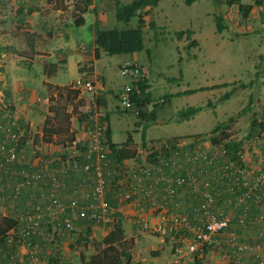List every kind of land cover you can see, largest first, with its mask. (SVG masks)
Here are the masks:
<instances>
[{"label": "rangeland", "instance_id": "rangeland-1", "mask_svg": "<svg viewBox=\"0 0 264 264\" xmlns=\"http://www.w3.org/2000/svg\"><path fill=\"white\" fill-rule=\"evenodd\" d=\"M120 1L123 4H127L132 0ZM230 1L197 0L193 4L187 5L184 0H163L158 6L145 7L143 15L147 20H155L157 29L145 28V48L141 51L114 55L103 54L102 58L97 62V69L105 76L106 85L110 86L111 89H104L105 80L102 77L97 78L100 86L98 93L101 92L100 94L106 96V104L100 105L97 101L95 103L93 101L95 98L92 100L88 99L90 94H84L85 101L89 103L87 105L89 111L86 112L87 117L83 113L80 115L81 124L92 126L97 121L106 124V116L109 115L113 140L122 145L129 134H131L133 137L132 147L136 149L138 146H144L146 148L143 156L144 160H146L145 162H151L154 161V156L157 159L162 156L160 159H164L168 155L167 152L179 149L178 143L185 139H187L189 145L195 144L190 143L193 140L197 144L200 143L199 148L188 147L192 148L188 150L192 154L196 153V149L197 151L198 149L205 150L204 142L211 139L212 129L217 124L226 122L225 128L231 135L224 142L235 145L236 150H238L235 154L236 166L246 167L253 172L263 171L264 126L261 124L264 125V0H262V4H259L258 0ZM65 4L68 5L67 3ZM103 4V9L99 4L97 6L99 16L105 15L100 24L101 28H132L137 25L138 16H134L129 22L117 20L115 11L116 0H103ZM242 4L253 5L247 16L244 15V10L239 7ZM94 13L95 8H91L86 14L89 22L93 21ZM217 16H222L223 24L226 26L222 32L217 30ZM88 28L89 25L74 29V33L79 35V39L76 38L74 41V46H77L78 43L80 46L84 43L88 48L91 46L92 40L87 33ZM187 28L194 29L196 36L192 34L191 38L183 36L182 39H178L175 32ZM24 29L25 26L15 19V3L12 0H0V34L4 33L5 36L15 34L23 41L25 39L23 37ZM193 41L196 43L192 44ZM21 43L7 46H17V51L20 52L24 51ZM6 49L8 48L0 46V124L2 127H10L16 130L14 126L19 124H14L10 120L11 117H17L16 106L10 101L9 92L14 87V84L11 85V83H14L15 80H20L22 83L25 80L17 76L18 74L16 73L18 64L13 59L17 57V54L14 53V56L8 61L3 56V52H8ZM135 61L142 67V76L147 75L148 81L152 84L150 87L152 104L148 109L145 105L146 111L152 113L156 109V104H161L157 109V122L150 124L147 135L157 140L165 138L166 141L171 142L170 146L162 148L144 140L142 132L145 122L140 121L139 125L138 114L134 110L123 109L119 104L118 96L116 97L115 93H119L127 82V78L120 73L121 66L127 62ZM252 63L254 68L251 65ZM247 64H249V68L247 67L244 70L241 65L247 66ZM239 69L240 71H238ZM256 73L261 75L258 78H254ZM79 75L83 74H79L76 68L75 72L69 73L67 78L73 80ZM13 76H16V79H11ZM224 83L228 85L202 90L190 96L184 94L185 96L182 97H174L172 95L176 90H188L202 86L211 87ZM254 83L256 85L251 90L250 88L253 87ZM45 86L47 87V85ZM238 87L240 89L235 94V89ZM231 90L230 97L222 99V96ZM51 94L53 95V100L51 99L50 102L44 103V106L48 107V109L50 106L54 107L52 111L49 109V115L57 119L58 113L63 112L65 106L68 108L69 102L65 101L63 97L56 96V91ZM39 95L41 98L45 97L44 93ZM40 101H43V99ZM74 101L76 99L73 100V103ZM188 103H196L194 106L201 105L204 109L201 113L194 116L193 120L190 119L191 121L181 120L178 118V110L187 107ZM80 111H83V109L76 106V112L79 113ZM41 112L43 114V110ZM92 116L93 119H91ZM230 117H234V120L228 121ZM42 120L43 117H40V122ZM253 120H255L256 125H252ZM76 123L77 121L75 120ZM104 128L102 139L109 150V143L106 139L108 125ZM21 130H25L23 139H27L30 134L33 136V132L36 129L35 125L31 126V121L27 122V119H25L23 125H21ZM222 130L216 135L222 136ZM58 144H60L59 146L62 145L60 141ZM19 147L22 148L23 144ZM57 148L59 147L57 146ZM64 153L62 150L57 149L55 151L48 150L42 155H45L50 160L62 157ZM180 158H183L182 150L180 151ZM249 159L253 162V165H249ZM23 162L24 159H22L20 165ZM140 162L142 163L141 158L139 159L140 165L134 162L128 164L133 166V168L138 166L140 169L144 163L141 164ZM5 168V166L0 167V214H10L19 217L24 212L29 211L36 201L33 202L32 199L28 200L27 198L23 199V197H14L13 187L14 183H16V178H10V169L7 173H4ZM129 168L130 166L128 168L127 166L124 167V165L117 163L116 160L108 161L106 173L109 187L115 188L116 183L123 177L125 172L123 169L129 170ZM75 176L76 174H74ZM128 180L130 181L131 179L128 178ZM11 202L16 204V207L19 206V210L17 208L16 212H13V209L9 207ZM220 203L221 200L218 199L217 205ZM223 211L227 212V210ZM157 213L158 211L154 212L155 215ZM248 213L241 206H235L233 230L237 233V238L232 240L230 232H224V236L221 237L222 245L218 248L212 247L207 250L203 264H247L244 262L246 260V257H244L245 252H254L256 254V249L237 252V247L240 244H254L249 238L253 237L254 232L259 234L262 231L261 226L263 224L251 223L250 217L264 214V212ZM245 214L247 216L246 221L241 222V218ZM197 219L191 225L201 224L199 217ZM92 223L104 225L94 220ZM131 227L138 238L135 240L133 237H126L128 240L132 239L133 242L130 247L131 258L129 261L124 259L123 264H151L155 260L160 261L159 264H188L192 262L195 254L187 253L188 242L193 235L191 231L186 230L184 234L183 232L177 234L168 232L166 235H160L153 232L150 228L147 229L139 225L138 227H133V223ZM76 229L77 227L75 226L70 232H75ZM64 231L57 228L52 222H44L42 235L37 237L54 238L57 233H63ZM12 237L15 244L29 243L34 238L23 237L21 228H17L12 233ZM102 240L103 237L101 236L80 235L79 241L75 240L72 246L77 245V251H81L89 257L93 252L103 248ZM70 244L68 245L71 246ZM178 248L182 249L181 253L177 251ZM261 249L264 250L263 247ZM226 250H229V255L227 256H225ZM45 254L44 256L48 257L49 253L45 252ZM44 256L32 257L33 264H38L39 260L44 261ZM176 257L179 258L175 260ZM78 260L79 262L82 261L80 258Z\"/></svg>", "mask_w": 264, "mask_h": 264}, {"label": "built area", "instance_id": "built-area-1", "mask_svg": "<svg viewBox=\"0 0 264 264\" xmlns=\"http://www.w3.org/2000/svg\"><path fill=\"white\" fill-rule=\"evenodd\" d=\"M120 73L127 78V82L118 93L119 104L125 110H134L138 113L133 95L135 94L136 84L139 83L142 77L141 65L136 61L127 62L121 66ZM68 86L71 90L77 92L76 101H82L84 104H86L84 94H91L95 97L99 89L98 81L92 74L78 76ZM74 106L72 109L75 108ZM95 124L92 126L87 124L80 125L76 132H73L70 128L74 133V137L62 144L68 152L64 153L63 157L50 160L44 159L46 157L42 155L44 153L42 143L35 139L36 136H42L41 130L36 129L33 132V136L30 134L29 138L23 139L25 130L22 131L21 128L13 130L2 127L0 124L4 136L0 143V154L2 155L0 167H4L5 163H20L25 158L31 161L27 168H10V178H16V183H14L13 187L14 197L25 196L27 191L38 183L50 182L48 195L46 192L41 191L37 201L30 207L29 211L24 212L19 217L9 214L18 221L17 226L12 229L13 233L17 228H21L22 236L26 238L41 234L44 222H52L61 230H73L75 228V220L81 218L98 221L112 228L117 224L118 221L114 215V210L107 198L109 187L106 173L108 149L101 137L100 128L97 127V125H100L104 128L105 124L98 121ZM21 144H23L22 148L19 147ZM179 150H174L173 159L169 161L162 160V166L170 167L175 175L172 174L169 178L156 177L153 179L155 180L154 183L151 182L148 186L140 185L139 182L142 179L128 176L127 171L123 169L125 171L123 177L115 186V188L120 189L122 197L119 208L122 209L130 204L137 189H139L141 194L152 200L155 189L159 186L158 184L164 182L174 183L173 186L165 188L168 193L165 201L155 199L152 206H150L153 211L155 210L154 212L158 211V219L152 222L145 212L142 211L137 214L136 223L138 222L143 227L150 228L153 232L160 235H166L168 232L174 234L183 232L184 234L186 230H189L193 235L188 242L187 253L204 257L207 250L212 247L218 248L222 245L220 237H222L224 230L230 228V231H228L230 232V238L232 240L237 238V233L233 230L231 224L232 219L235 218V206H241L245 211L253 202L264 204V170L253 172L246 167H240L239 164V167H237L235 156L232 155L230 157L227 155V149L224 145L212 144L210 149L196 150L195 154L187 152L189 161H193L194 164L197 162L201 163L202 173H199L194 167L188 172L180 173V164L175 160V157L179 156L180 161ZM145 151L146 148L144 146H138L135 149V156L131 158L135 164H139V159L144 156ZM81 157H85V160L82 161ZM141 159L144 162L143 164H145L143 165L140 162L142 164L141 167L144 166L142 171L147 175L150 174V171L160 167L158 162H145L144 157ZM58 161H60L58 166H54V163ZM67 163H70L71 166L67 167ZM124 166L126 167L127 165L124 164ZM71 171L76 172L75 174L84 172V176L76 178L83 183L89 179L92 181L91 185L81 188L82 197L75 195L67 198L65 193L61 191V186H64L63 178L71 176ZM126 177L131 180L129 181ZM83 185L80 184L79 186ZM177 186L187 187L192 193L201 198L200 203L194 207L193 211V217H199L201 224L191 225L188 217L168 211L166 200H170L175 196ZM224 193H233L236 203H232L229 195L226 201L230 211L218 212L216 209L217 201L219 199L225 203L222 200ZM9 207L13 209V212H16V204L11 202ZM246 217L245 214L241 218V222H245ZM250 222L264 224V214L250 217ZM254 248L251 243H243L237 247V252H245ZM256 248L258 264H264V250L261 249V246H256ZM177 251L181 253L182 249L178 248ZM195 255H193V259ZM227 255H229V250L225 251V256Z\"/></svg>", "mask_w": 264, "mask_h": 264}, {"label": "crops", "instance_id": "crops-1", "mask_svg": "<svg viewBox=\"0 0 264 264\" xmlns=\"http://www.w3.org/2000/svg\"><path fill=\"white\" fill-rule=\"evenodd\" d=\"M12 1L15 3V19L17 21H20V23L23 24V26H25L24 29L25 33L23 35L25 39L22 41L15 34H9L5 36V34L3 33L0 34V46L8 48L6 49V51L8 52H3V56L6 57L8 61L12 56H14V53L17 54V57H14L13 59L18 64L17 65L18 69L16 70V73L18 74L17 76L22 77L25 80V82L22 83L20 82V80H15L14 83H11V85L14 84V87L11 88L9 92V96H10L9 99L13 103V105L16 106L17 117L20 118L21 122H24V120L27 119V122L31 121V126L35 125V129L41 130V128L44 125L45 119L48 116H50L48 107L44 106L45 105L44 103L50 102L52 96L51 93H53V88H49L47 85L48 83L53 85H62V86L68 85L69 83L72 82V79H68L67 76L69 73L75 72L76 68L79 71V74H83L85 76L92 74L96 79L102 77L105 80V76L102 74L101 71H98L97 69V62L102 58L105 52L101 50L100 58L97 59L96 58L97 45L95 43L96 30L98 27L101 28L100 24L102 22V19L105 17L104 14L99 16V14L97 13V6L99 4L103 9L102 6H104V4H103V0H12ZM65 3H67L68 5H66ZM20 8H24L23 11H20ZM91 8H95V13L93 15V21L89 22L86 14L88 13V11H90ZM83 20H85L84 23H82ZM77 23H80V25H77ZM86 25H89L87 33L89 34V36H91V40H92L91 46L88 48L86 45H84V43L81 46L79 45V43L77 46H74L75 39L76 38L79 39V35L78 34L76 35L74 33V29L79 27L83 28ZM193 35L196 36L195 30ZM20 42H22L21 43L23 47L22 50L24 51L18 52L17 46L15 47L7 46L10 44L17 45L20 44ZM251 65L254 68V64L252 63ZM241 66L244 67V70L247 67L249 68V64H247V66L245 65H241ZM238 71H240V69ZM260 75H261L260 73L259 75L256 73L254 78H258ZM15 77L16 76H13V78L11 77V79H16ZM145 77L148 80L147 75ZM148 83L151 87L152 84L149 81ZM45 85H47L48 90ZM255 85L256 83H254L253 87H251L250 89L251 90L254 89ZM150 87L147 90L151 93ZM103 88L111 89L110 86L106 85V80H105V85H103ZM197 88L193 87L192 89H197ZM238 89L240 88L238 87L235 89V94L238 91ZM183 90H178V91L176 90L175 92H173V95ZM198 92L199 91H197L194 94H197ZM40 93H44L45 97L41 98L39 95ZM100 93H98L96 96L106 98L105 95H102ZM115 94L117 97L118 93ZM182 96L185 95L174 96V97H182ZM95 97H93L90 94V97L88 99L92 100ZM41 99H43V101H40ZM93 101L96 103V99ZM74 102H75L74 105L82 108L83 111L85 112L89 111L87 108V105L89 103L86 102V104H84L82 101L78 102V100ZM69 103L67 109H69V111H72L73 103L71 104L72 106ZM151 104H152L151 102L149 104H146L147 109L151 107ZM194 104L196 103H188V106ZM41 110H43V114ZM201 112L202 111H200L199 113ZM40 117L41 118L43 117L42 122H40ZM91 119H93V116ZM75 120L77 121L76 124H75ZM154 122H157V119ZM81 123L82 122L79 120V113H75L71 116V130L73 132H76V129L80 125H82ZM106 125L108 124L106 123L105 127ZM150 126L151 125H149L146 128L145 140L153 144H156L158 147H162V148L170 146L171 142L166 141L165 138L163 139L160 138L159 140H157L156 138L148 137L147 130L150 128ZM97 127L100 128L101 137H102L105 128L101 127L100 125L99 126L97 125ZM110 128H111V124H110ZM54 138L56 139L58 137L54 136ZM38 142L42 143V148L45 153L48 150L55 151L57 149L62 150L63 153L68 152L62 145L59 146L60 144H58V141L45 142L43 140H40ZM113 142L115 141L113 140ZM188 143L189 142H187V139H185L181 143H178V147H180L179 151L181 150L183 151V158H180V161H179V156L175 157V160L180 164L179 171L180 173H185L190 171L194 167L197 169L199 173H202L200 162L194 164L193 161H189L187 159L188 158L187 152L191 153V151L188 150L192 149L188 147L192 146L193 148H199L200 143L197 144L194 140L190 143H195V144L189 145ZM204 143H205L204 149H210V146L212 144H215L211 139L205 141ZM57 146L60 149L57 148ZM174 152L175 151H171V150L167 152L168 154L167 157H164V159H161V161H159L158 163L160 167L156 168L154 171L153 170L150 171L149 175L145 174L142 171L144 166H142V168L140 167V169L138 166H136V168H133V166L128 164V163H133V160L131 158L125 159L123 163L127 165V168L128 166H130L129 170H126L128 173L127 175L132 178L136 177L138 179H142V181L139 182V184L144 186L150 185L151 182L154 183L155 180L153 179L156 177L169 178L174 173H172L170 167L162 166V160L169 161L170 159H173ZM140 158H143V156H141ZM158 158H159L158 160H160L162 156ZM80 159L84 161L85 157H81ZM112 159L114 160V154L111 152V149H109L107 153V161H110ZM249 162H250L249 165H253V162L250 159ZM67 167H70V165H68ZM73 173L75 174L76 172L71 171L72 178L74 176ZM82 175L83 176L85 175L84 172L81 173L79 172L78 174H76L75 178H81ZM63 179H64L63 182L64 186H61V191L65 193L67 198L75 195L78 197H82L81 188L92 184L91 179L87 180L85 183L79 181L80 179H74L73 181H71L70 179L65 181V177ZM49 184H50L49 181H45L42 182V184L40 183L31 187L30 190L27 191L25 196H23V199L27 198L28 200L32 199L33 202L37 201V197L39 196L41 191L46 192L48 195L49 193L48 191L50 187ZM80 184H84V185L80 187L79 186ZM173 184L174 183H166V182L160 183L159 186L155 189L152 200L151 198H147L146 196L141 194L139 189H137L134 192L135 194L133 196V199L130 201V204H128L126 207L122 209L119 208V204L121 203V199H122L120 195L121 194L120 189L108 187L107 198L110 201V204L114 210V215L117 221L120 222L122 224V227L124 228L125 237L127 238L133 237L135 240H137L138 237L134 233V229H132L131 225L133 223V227L136 226L138 227V225L142 226L140 223L138 222L136 223V216L139 212L142 211L145 212L149 220H151L152 222L158 219L157 215L154 214L155 210L153 211V209L150 206H152V203L155 199L158 201H165L166 196L168 197V193L166 192L165 188L171 185L173 186ZM176 189L177 190L175 196L170 200L169 199L166 200L168 205L167 209L171 213L179 214L183 217H188V221L191 224L194 222V220L197 219L193 217V211H194V207L200 203L201 198L195 195L194 193H192L187 187L177 186ZM216 209L219 211H223V210L230 211V207L224 202L218 204ZM247 211L253 214L257 212L262 213L264 212V204H257L253 202L249 206ZM89 221L90 220H87L86 218L76 219L75 226L77 227V229L75 232H68V231H64L63 233L59 232L57 233V236L55 235L54 238L37 237V238H33L29 243H25V244H20V243L15 244L14 241L9 242L3 239V241L2 240L0 241V264H33L32 257L35 256L38 258V256L40 257L44 256L46 255L45 252L49 253L48 257L44 256V261L39 260L38 264H51V263L52 264H82V261L79 262L78 258L81 259V255L86 256V254L82 253L81 251H77V245L72 246V243H74L75 240L79 241L80 235H91L95 237L101 236L104 238L113 229L110 226L96 225L95 223H91ZM261 229L262 231H260L259 234L257 232H254L253 237L249 238L251 242H254L253 244V246L255 247L254 249H257L256 246H261L264 248V224L261 226ZM11 233H13L12 230L9 232L7 238H9V235L10 238L12 237ZM160 239L163 240L162 238ZM68 244H70L74 249ZM40 253H42L43 255ZM94 253L95 252H93L92 254ZM245 253H246L244 256L246 257V260L244 261L245 263L247 264L258 263L257 254H254V252H245ZM86 257L89 258L90 256L89 257L86 256ZM178 258L179 257H176L175 260H177ZM52 259L56 261L51 262ZM159 263L160 261L155 260L151 264H159Z\"/></svg>", "mask_w": 264, "mask_h": 264}, {"label": "trees", "instance_id": "trees-1", "mask_svg": "<svg viewBox=\"0 0 264 264\" xmlns=\"http://www.w3.org/2000/svg\"><path fill=\"white\" fill-rule=\"evenodd\" d=\"M161 0H132L130 3L123 4L120 0H116L115 4V11H116V18L118 21H124L129 22L134 16H138V23L135 27L132 28H112V29H103V28H97L96 30V38L95 43L97 45L96 47V58H100L101 50H103L105 53H108L110 55L114 54H125V53H134L137 51H141L145 48V41H144V33L145 28L150 27L151 29H157V23L155 20H147L146 17L143 15V10L147 6H157ZM197 0H184V2L187 5L193 4ZM232 2V0L230 1ZM259 4H262V0L257 1ZM252 4H242L239 5L241 9L244 10V15L247 16L248 12L252 8ZM24 8H20V11H23ZM86 11V10H85ZM84 11V12H85ZM85 20H83L82 23H84ZM77 25H80V23H77ZM216 25L217 30L219 32H222L226 26L223 24V18L222 16L216 17ZM194 33V30L192 28H187L183 30H179L175 32V35L178 39H182L183 36H187L188 38H191L192 34ZM196 42L193 41L192 44H195ZM149 51V50H148ZM142 69V67H141ZM49 88H53V92L56 91V96L63 97L65 101L70 102L71 105L73 103V100L75 97H77V92L74 90H71L68 85H53L48 83L47 84ZM227 83L214 85L211 87L202 86L198 89H188L184 91H179L173 96H180V95H191L196 93L197 91L202 90H208L213 88H219L223 86H227ZM246 86L245 84H243ZM150 87L148 80L146 77L142 76L139 83L136 84L135 88V94L133 95V99L136 103V106L138 108V117H139V125L141 122H145L144 130L142 132V138L146 139V128L150 125V123H153L157 119V109L161 106V104H156V109L152 113H148L145 109V105L149 104L152 101L151 93L147 90ZM6 93V92H5ZM232 93V90L230 92H227L224 96H222V99H228ZM118 96V95H117ZM53 100V95L52 98ZM96 101L98 104H106V99L104 97L97 96ZM75 103V102H74ZM74 103L72 105H74ZM71 105V106H72ZM50 111L54 109V107H49ZM204 109L203 106H194L190 105L184 108L179 109L178 111V118L181 120H190L194 116H196L200 111ZM76 112V106L72 109V111H69V109L66 108L63 110V112L58 113V118H54L53 116H48L45 119L44 125L41 128L42 136H36V140L40 141L43 140L45 142H53V141H60V143L64 144L65 141L71 139L74 137V133L70 130L71 128V116ZM84 114V116H88L85 111L79 112V117L81 114ZM11 122L14 124H19L18 126H14V129H20L21 125H23V122L20 121V118L18 117H11ZM234 117H230L228 121H233ZM141 121V122H140ZM106 123L108 124V128L106 129V139L109 143V147L111 149V152L114 154V160L117 161V163L122 164L125 159L133 158L135 156V149L132 147L133 143V137L131 134H129L127 140L122 144L119 145L118 143L113 142L112 140V132L110 128V117L109 115L106 116ZM227 123H219L215 128L211 131V140L215 144L224 145L227 149V155L230 157L232 155L235 156V154L238 152L236 150L235 145H232L230 143H225L224 141L226 139L230 138V133L226 130L225 125ZM252 125H256L255 120L252 121ZM264 126L263 124H261ZM16 127V128H15ZM10 128V127H8ZM222 130V136H217L216 134L219 133V131ZM54 136H57L58 138H54ZM3 130L0 128V143L3 138ZM40 137V138H38ZM197 141V140H196ZM2 155L0 154V158ZM63 157V156H62ZM154 161L159 163V158L157 159L155 156ZM47 160V158H44ZM3 161H5L3 159ZM29 161L27 158L24 159V162L20 165V163H5V169L4 173H7L10 168L14 167H25L27 168L29 166ZM57 163H54V166H58ZM71 164L67 163L66 166ZM207 171V170H206ZM11 173V170L9 172V175ZM71 173V172H70ZM73 181L76 179L74 176L73 178L71 176H66V180ZM50 180V179H48ZM69 183V182H68ZM40 184V183H38ZM42 184V182H41ZM231 196L232 203H236L235 195L232 193L226 194L224 193V198L222 200L227 203V198ZM22 197V196H21ZM19 208V206H17ZM83 219V218H81ZM89 220L88 218H86ZM235 218L232 219V226L233 221ZM92 223V221H89ZM18 224V221L16 218L10 215L0 214V241L3 239L6 241H14L13 237L7 238L9 232L14 229ZM65 231H72L66 229ZM230 231V228L227 230H224V232ZM42 235H32L30 237H27L28 239L34 237L37 238V236ZM224 236V233L223 235ZM15 237V236H14ZM220 237V236H219ZM221 238V237H220ZM8 242V243H9ZM133 240H128L125 237V231L122 227V224L120 222H117V224L113 227V229L103 238V248L95 252L94 254L90 255L89 258H87L85 255H81L82 264H123V260L129 261L131 258V252L130 247L132 245ZM11 244V243H10ZM206 253V252H205ZM56 261L52 259L51 262ZM204 257H200L198 254L195 255L192 262H189L188 264H203Z\"/></svg>", "mask_w": 264, "mask_h": 264}]
</instances>
